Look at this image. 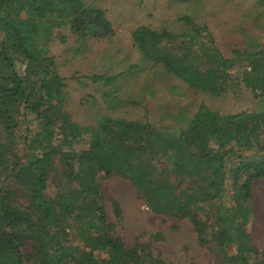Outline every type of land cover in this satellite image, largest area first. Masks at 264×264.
Instances as JSON below:
<instances>
[{"label": "trees", "instance_id": "obj_1", "mask_svg": "<svg viewBox=\"0 0 264 264\" xmlns=\"http://www.w3.org/2000/svg\"><path fill=\"white\" fill-rule=\"evenodd\" d=\"M181 20L189 30L178 34L136 26L133 45L201 92L220 95L240 82L253 97L264 95V50L235 51L246 64L239 81L228 84L234 61L222 56L206 25ZM63 28L82 39L112 33L105 12L89 0H0V264H168L149 245L126 247L113 234L99 172L126 179L152 212L187 217L198 243L222 251L227 264H264L245 230L251 184L264 177V110L223 114L200 104L176 136L148 122L107 116L81 126L65 111L63 78L45 54L49 41L64 39ZM186 37L198 40L199 50ZM117 77L89 79L110 85ZM109 94L103 92L105 100ZM21 114L39 128L26 127L18 155L14 130ZM228 178L230 206L223 201ZM112 205L119 216L117 202ZM73 232L81 245L73 243Z\"/></svg>", "mask_w": 264, "mask_h": 264}, {"label": "rangeland", "instance_id": "obj_2", "mask_svg": "<svg viewBox=\"0 0 264 264\" xmlns=\"http://www.w3.org/2000/svg\"><path fill=\"white\" fill-rule=\"evenodd\" d=\"M89 1L105 12L112 24V33L102 39H82L63 28L62 41L54 38L44 46L46 56L53 57L58 74L63 78L64 109L75 123L96 125L107 116L148 122L159 131L176 136L200 104L223 114L264 110V95L253 97L250 89L240 82L237 88L229 86L220 95L187 86L161 66L143 58L131 37L132 30L141 24L157 31L186 32L189 27L181 20L183 16L197 25H206L222 56L234 61L227 70L231 76L227 83L232 85L239 81L246 64L244 56L236 59L235 51L264 50V0ZM184 41L199 50L198 40L191 42L186 37ZM16 67L22 72L23 65ZM92 74L118 77L105 85L100 81L92 82L89 79ZM107 90L110 94L105 100L103 92ZM128 101L136 104L125 103ZM17 118L22 123L14 130V147L17 154L22 155L26 127L34 132L39 126L28 115L21 114ZM28 118L30 121L26 122ZM28 137L30 139V134ZM165 166L169 168L170 163L161 164L167 169ZM98 181L107 220L114 224L112 232L126 247L135 242L147 244L152 253L160 254L168 264H227L220 255L222 251L198 243L187 217L152 212L135 187L122 177L99 172ZM230 182L228 178L223 199L226 206H230ZM251 193L253 212L245 230L251 244L259 251L255 259H261L264 255V177L252 182ZM112 201L119 206V216L114 213ZM205 211L198 209L200 218H204ZM78 236L71 233L73 243L81 245Z\"/></svg>", "mask_w": 264, "mask_h": 264}]
</instances>
